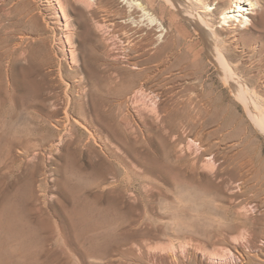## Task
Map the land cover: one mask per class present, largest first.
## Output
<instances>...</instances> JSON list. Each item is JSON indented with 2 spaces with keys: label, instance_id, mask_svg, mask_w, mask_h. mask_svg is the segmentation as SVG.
I'll return each instance as SVG.
<instances>
[{
  "label": "rangeland",
  "instance_id": "obj_1",
  "mask_svg": "<svg viewBox=\"0 0 264 264\" xmlns=\"http://www.w3.org/2000/svg\"><path fill=\"white\" fill-rule=\"evenodd\" d=\"M139 1L146 15L121 8L139 18L152 49L172 51V41L193 36L172 4ZM23 3L41 8L38 28L18 21ZM56 3L0 1V264H264V133L236 99L238 113L202 112L201 125L185 127L184 82L164 74L155 81L161 94L144 98L142 116L128 107L126 131L106 127L102 116L61 135L37 126L48 86L62 94L63 84L75 81L46 78V68L81 69L71 53L79 54L76 35L90 18L83 4L61 13ZM116 21L120 32L129 29ZM39 31L49 48L14 62L19 36ZM98 54L101 64L88 66L102 76L108 60Z\"/></svg>",
  "mask_w": 264,
  "mask_h": 264
},
{
  "label": "bare ground",
  "instance_id": "obj_2",
  "mask_svg": "<svg viewBox=\"0 0 264 264\" xmlns=\"http://www.w3.org/2000/svg\"><path fill=\"white\" fill-rule=\"evenodd\" d=\"M0 1L4 3L8 0ZM54 1L58 3L61 13H65V7L69 8L72 4L85 5L87 13L89 10L90 22L82 19L76 35L79 38V54L71 53V61H80L81 69L65 72L61 64L56 65L57 69L53 72L46 68V78L55 76L61 81L68 75V79L69 76H74L75 81L68 80L66 85L62 83L65 86L64 91L61 89L62 94L55 93L48 86V92L42 94L40 100L45 119L37 121L38 127L55 130L61 135L79 128L88 129L96 125L98 117L102 116L108 120L105 126L116 131H126L131 127L127 118L128 107L132 108L137 117L142 116L145 110V104L142 103L144 98H155L161 94L160 88L156 86L157 78L172 74V80L181 84L184 82L185 85L184 106L189 110L188 119L182 121L185 127L201 125L202 112H236L233 102L236 99L243 105L252 123L264 133V102L258 98L264 94V0H215L214 6L206 0H165L172 4L174 16L185 19L193 32L190 40L182 41L181 44L172 41V51L165 47L152 49L151 38L140 35L139 18L123 15L121 7L129 9V12L138 10L146 15L143 1L118 0L119 7L115 9L113 5L115 10L111 6L116 3L113 0ZM227 1L230 2L229 5ZM23 7L24 16L18 21L32 23L38 28L42 20L41 8L35 6L32 9L30 6L29 9L28 6L27 9L25 3ZM97 16L101 20H95L94 17ZM116 19L129 24V29L123 28L124 31L120 32ZM37 35L19 36L12 49L14 62H18L22 56L30 60L37 50L49 48L48 41L40 31ZM135 36L138 38L135 39ZM36 43H39L37 48ZM99 50L104 52L108 60L102 76L88 66V62L97 67L101 64ZM132 52L134 56L140 52L138 54L143 58L136 59L140 56H131ZM49 66H55L54 60L47 64ZM80 74L82 76L78 77ZM90 77L92 81L87 88ZM214 78L222 83V87L216 85ZM47 105L50 109L46 112ZM80 114H84L86 119L82 120ZM242 117L239 116L240 123ZM87 119L91 120L86 121ZM160 119L165 122L164 117Z\"/></svg>",
  "mask_w": 264,
  "mask_h": 264
}]
</instances>
